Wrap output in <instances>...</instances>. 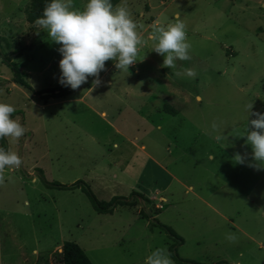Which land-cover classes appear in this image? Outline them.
<instances>
[{
    "label": "rangeland",
    "instance_id": "rangeland-1",
    "mask_svg": "<svg viewBox=\"0 0 264 264\" xmlns=\"http://www.w3.org/2000/svg\"><path fill=\"white\" fill-rule=\"evenodd\" d=\"M29 2L0 0V102L14 106L26 129L19 141L6 138L23 163L6 168L0 185V264H59L63 239L79 243L94 264H144L172 241L139 215L140 205L98 212L81 188L48 186L38 168L49 180L82 178L103 199L132 186L153 193L151 215L182 236L183 257L264 264V165L249 166L252 149L240 137L247 105L264 113V0H126L145 37L154 24L183 21L191 59L163 67L148 41L129 72L110 60L100 86L89 77L45 100L40 91L60 84L62 56L36 20H25ZM4 57L32 89L11 81Z\"/></svg>",
    "mask_w": 264,
    "mask_h": 264
},
{
    "label": "clouds",
    "instance_id": "clouds-1",
    "mask_svg": "<svg viewBox=\"0 0 264 264\" xmlns=\"http://www.w3.org/2000/svg\"><path fill=\"white\" fill-rule=\"evenodd\" d=\"M35 24L46 31L52 42L60 45L58 51L62 56L59 61L62 86L76 90L94 77L92 87L102 83L100 73L105 70L107 61H113L121 72H129L130 66L138 59L140 48L148 41L153 42L152 51L163 57V67L174 68L176 60L191 59V44L188 42L186 25L177 19L167 25L154 24L145 37L141 31L143 24H138L129 10L126 0L113 7L111 0H87L83 10L74 9L73 0H50L44 6L43 14ZM189 77H195L193 69H186ZM253 104L247 105L249 115L244 134L246 144L251 146L252 160L257 167L264 165V113L252 112ZM16 111L11 104L0 102V139L9 138L19 141L26 129L20 118H13ZM213 131L218 125L212 123ZM217 142L224 136H214ZM236 163L244 164L245 156L237 153ZM23 161L15 151L0 148V185L5 180V169L20 168ZM233 240L234 236L229 235ZM144 264H174L166 247L152 251Z\"/></svg>",
    "mask_w": 264,
    "mask_h": 264
},
{
    "label": "trees",
    "instance_id": "trees-1",
    "mask_svg": "<svg viewBox=\"0 0 264 264\" xmlns=\"http://www.w3.org/2000/svg\"><path fill=\"white\" fill-rule=\"evenodd\" d=\"M118 0H111V3L113 6L116 4ZM50 0H30L29 4L27 5L25 12V20L28 22H33L37 18L41 17L43 14L44 6L49 3ZM4 60L9 64V67L12 71L11 81L25 89H32V86L30 83H28L24 76L22 71L20 70L18 63L15 61H11L9 57H4ZM73 90L70 87L62 86L61 84H57L55 86L47 87L40 91V93L43 94V100H45L48 97H62L66 94L72 92ZM164 110H167L169 112H175L173 108H171L167 104L162 105ZM0 148H4L6 151L8 150L7 140L6 138L0 139ZM37 173H39L42 181L48 185V186H55L58 188H75L79 187L81 188L86 195L89 197L91 204L93 208L98 212H104V213H110L114 211V209L117 206H134L135 204H138L141 206V209L139 210V215L141 217L146 218L148 221V224L150 226L157 225L159 228H161L166 235L172 239L171 243L168 246V251L171 254V257L176 261L177 263L181 264H208L205 262H202L197 259L193 258H187L179 255L177 251V246L183 242V238L180 234H178L170 225L167 223H164L162 221H159L155 216L151 215V209L147 205L150 202V198L140 191L132 190L127 195H112L108 199L99 198L95 192L93 191L91 185L89 182L82 178H77L76 180L65 183L61 182L59 180H49L46 178V176L43 174V170L41 168L37 169ZM161 207V206H160ZM157 212L159 210H156ZM60 250V259L59 264H94V262L91 260V258L88 256V254L85 252L83 247L77 243L76 241L72 239H63ZM210 264H230L225 259H218Z\"/></svg>",
    "mask_w": 264,
    "mask_h": 264
},
{
    "label": "crops",
    "instance_id": "crops-1",
    "mask_svg": "<svg viewBox=\"0 0 264 264\" xmlns=\"http://www.w3.org/2000/svg\"><path fill=\"white\" fill-rule=\"evenodd\" d=\"M99 114L103 115V114H104V110H100V111H99ZM142 145H143V144H142ZM102 179H103V183H104V185H105L104 187H106L107 184H108V182H107V180H106V179H107L106 176H104V178H102ZM102 179H100V182H99V183H101ZM108 179H110V178H108ZM121 182H124V181L121 180ZM119 185H121V183H119ZM130 189H131V191H132V190H137V189H134L133 186H132ZM158 190H159V189H158ZM131 191H130V192H131ZM137 191H138V190H137ZM112 192H114V190L111 191V193L109 194V196H108L109 198L114 194V193H112ZM126 194H128V193H126ZM152 194H153V193H152ZM152 194L149 193V194H147V195H148V197H151L150 195H152ZM117 195H122V194H117ZM154 195H155V194H154ZM162 195L164 196L163 198H165L164 201H167V200H166V199H167L166 195H165V194H162ZM230 223H231V222H230ZM231 225H232V223H231Z\"/></svg>",
    "mask_w": 264,
    "mask_h": 264
},
{
    "label": "built area",
    "instance_id": "built-area-1",
    "mask_svg": "<svg viewBox=\"0 0 264 264\" xmlns=\"http://www.w3.org/2000/svg\"><path fill=\"white\" fill-rule=\"evenodd\" d=\"M160 206H162V204H160Z\"/></svg>",
    "mask_w": 264,
    "mask_h": 264
}]
</instances>
